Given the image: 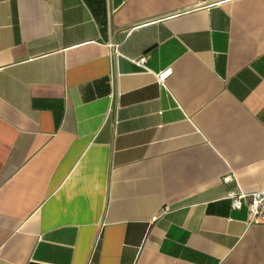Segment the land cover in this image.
Instances as JSON below:
<instances>
[{
	"label": "crops",
	"instance_id": "obj_1",
	"mask_svg": "<svg viewBox=\"0 0 264 264\" xmlns=\"http://www.w3.org/2000/svg\"><path fill=\"white\" fill-rule=\"evenodd\" d=\"M263 187L264 0H0V264H264Z\"/></svg>",
	"mask_w": 264,
	"mask_h": 264
},
{
	"label": "built area",
	"instance_id": "obj_2",
	"mask_svg": "<svg viewBox=\"0 0 264 264\" xmlns=\"http://www.w3.org/2000/svg\"><path fill=\"white\" fill-rule=\"evenodd\" d=\"M115 53V51H114ZM135 62L140 66L147 67V56L142 55L135 59ZM171 73V68L160 73V79H164L168 74ZM231 198L232 207L234 209H240L246 198H249V212L250 222L261 223L264 222V187L253 192H231L229 194Z\"/></svg>",
	"mask_w": 264,
	"mask_h": 264
}]
</instances>
